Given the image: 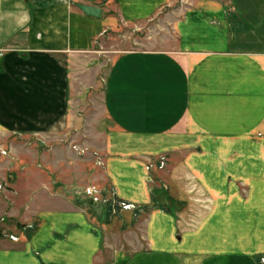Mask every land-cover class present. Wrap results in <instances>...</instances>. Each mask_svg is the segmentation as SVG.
<instances>
[{"label": "crops", "instance_id": "1", "mask_svg": "<svg viewBox=\"0 0 264 264\" xmlns=\"http://www.w3.org/2000/svg\"><path fill=\"white\" fill-rule=\"evenodd\" d=\"M186 1L0 0V138L79 132L87 85L79 86L93 74L97 44L119 23L167 7L174 46L121 53L103 82L102 106L115 126L100 134L110 198L148 201V168L139 157L182 152L174 174L194 176L226 206L184 237L181 250L169 213L151 215L145 242L101 251L105 230L82 212L43 211L33 233L25 228L16 242L0 245V264H264V241L252 232L238 235V246L228 239L234 236L228 206L248 196H236L238 183L225 181L241 177L253 190L256 173H264L255 155L264 153V0ZM75 2L101 8L100 17L85 15ZM219 145L229 148L209 149ZM162 191L151 194L157 200Z\"/></svg>", "mask_w": 264, "mask_h": 264}, {"label": "rangeland", "instance_id": "2", "mask_svg": "<svg viewBox=\"0 0 264 264\" xmlns=\"http://www.w3.org/2000/svg\"><path fill=\"white\" fill-rule=\"evenodd\" d=\"M181 3L187 4V1L175 2L177 5ZM166 11L167 7L149 19L119 23L107 30L97 44L96 58L89 63L93 74L90 69L89 75L86 74L85 80L80 82V89L87 86L81 96L84 107L79 109V132L66 130L26 139L15 136L0 138V245H6L9 240L16 242L25 228H29L25 234L33 233L40 225L38 214L43 211L75 209L87 217L93 228L105 230L101 251L104 245L118 249L127 243L135 245L137 239L145 242L151 215L154 212L169 213L176 225L175 237L181 238L178 245L181 250L184 248V237L195 233L208 215L225 209L226 206L213 199L209 190L203 188L194 176L189 173L184 176L183 172L174 174L175 167L183 163L182 152L168 154L162 151L159 157L149 154L139 157L148 168L145 172V178H149L145 180L148 201L134 204L110 198L100 134L113 131L115 126L102 106L103 82L109 66L121 53L167 51L174 46L169 37ZM221 147L229 148L219 145L209 149ZM263 154L256 151V160L263 161ZM255 177L258 181L253 190H249L241 177H225L226 184L232 181L238 183L236 196H248V200L237 199L228 206L234 214V219L230 221L234 236L228 239L235 246H238V235L246 237L250 232L260 239L259 243L264 241V187H259L264 183V173L257 172ZM159 189L160 192L163 190V194L156 200L152 194ZM227 191L231 193L230 189ZM107 213H110L108 222L105 220ZM167 233L170 237L169 231ZM251 245L256 246L254 240ZM184 255L179 252L176 259L182 260ZM260 259L264 263V255Z\"/></svg>", "mask_w": 264, "mask_h": 264}, {"label": "water", "instance_id": "3", "mask_svg": "<svg viewBox=\"0 0 264 264\" xmlns=\"http://www.w3.org/2000/svg\"><path fill=\"white\" fill-rule=\"evenodd\" d=\"M74 5L77 6L87 16L99 18L101 15V8L99 7L81 2H75Z\"/></svg>", "mask_w": 264, "mask_h": 264}]
</instances>
